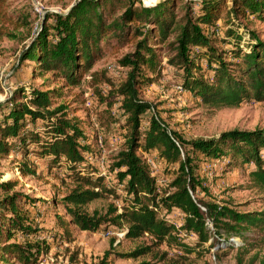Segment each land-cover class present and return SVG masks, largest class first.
<instances>
[{
	"label": "trees",
	"instance_id": "obj_1",
	"mask_svg": "<svg viewBox=\"0 0 264 264\" xmlns=\"http://www.w3.org/2000/svg\"><path fill=\"white\" fill-rule=\"evenodd\" d=\"M10 1L0 0V38L10 34V29L22 25L18 14L10 12ZM219 3L218 0H200L197 11L189 7L180 12L177 4L80 0L65 14L46 15L40 32L24 54L37 64L40 77L52 73L66 83H75L80 70L90 68L102 56L105 45L115 42L120 47L135 43L132 44L133 52L119 60L121 66L127 68L118 93L129 133L114 164L120 169L117 178L122 182L130 203L124 204L122 212L106 222L118 227L124 222L127 224L125 237L136 239L149 235L152 242L119 254V257L152 253L153 248L163 242L176 244L186 254L192 253L215 235L222 237L224 234L225 241H228L252 229L257 234V241L244 240L236 245V262L264 264V258L259 259L257 252L250 254L247 262L244 260L245 255L264 245V209L240 212L228 205L197 198L198 183L193 176V160L189 153L181 154L180 146L155 116L149 119L145 130L140 129L141 116L148 105L139 98L137 86L142 67L146 66L157 75L155 51L158 46L151 43L156 37L161 41L170 38L168 51L171 54L166 64L180 70L183 87L207 107L219 110L238 107L249 100L264 102V40L254 31L239 30L240 26L236 28L232 24L222 32L218 44L215 34H206L204 27L217 26L215 21L222 11ZM230 3L225 14L264 21V0H230ZM196 59L199 62H195ZM33 92L25 101L0 107V152L10 151L12 145L8 140L12 138L24 147L28 143L36 144L37 151L49 158L51 166L60 167L61 161L65 160L68 170L64 178L74 183L64 197L69 223L83 230H95L101 221L89 215L83 207L100 197L98 190L103 178L99 174L93 177L86 166L84 153L89 149L81 143L85 136L79 120L66 117L60 112L64 111L60 105L51 108L49 92ZM26 115L31 121L39 118L48 121L42 133L24 130ZM188 145L193 153L216 157L226 156L229 152L234 162L253 163L254 169L249 171V187L264 194L262 130H227L217 138L193 140ZM140 147L147 154L157 152L165 163L177 164L175 177L167 185L169 190L161 195L157 192L152 169L138 154ZM22 199L31 202L28 196H22L20 201ZM3 204L12 212L7 216L9 227L26 232L29 224L26 209L17 206L14 196L4 197ZM162 210L180 211L184 217L182 224L176 227L169 222L168 215L161 214ZM180 230L190 233L195 242L192 245L182 242L178 234ZM63 231L68 233L66 229ZM42 247L37 251L41 252ZM7 248L10 253V247ZM35 256L36 252H31L29 259ZM154 258L165 261L166 253L156 252ZM167 264L184 262L175 260Z\"/></svg>",
	"mask_w": 264,
	"mask_h": 264
},
{
	"label": "rangeland",
	"instance_id": "obj_2",
	"mask_svg": "<svg viewBox=\"0 0 264 264\" xmlns=\"http://www.w3.org/2000/svg\"><path fill=\"white\" fill-rule=\"evenodd\" d=\"M79 1H10V12L18 14L22 25L10 29V34L0 38V107L25 101L33 91H47L51 108L60 105L64 109L60 112H64L66 117L79 120L85 136L81 143L89 149L88 153H84L86 166L93 177L99 174L103 178L101 191L96 189L101 192L100 197L89 201L83 209L100 220L101 224L95 230H83L69 223L64 197L74 183L64 178L68 170L65 160L61 161L60 167L51 166L49 158L37 151L36 144L28 143L24 147L11 138L8 140V144L12 145L10 151L0 152V264H167L175 260H183L184 264H237L236 245L244 240L257 241V234L252 229L228 241H225L227 238L224 234L222 237L215 235L192 253L186 254L176 244L163 242L146 255L118 256L152 242L149 235L136 239L125 237L127 224L124 222L119 227L106 222L120 214L124 204L130 203L122 182L117 178L120 169L115 168L114 164L129 133L126 115L121 107L122 98L118 93L127 68L121 66L119 60L133 52L132 44L135 43L120 47L115 42L105 45L102 56L90 68L80 70L75 83H66L62 77L52 73L40 77L37 64L24 55L40 32L46 15L65 14ZM135 1L150 5L177 4L178 11L182 12L189 7L197 11L200 0ZM218 1L222 11L215 21L217 26L213 28L206 25V34L212 36L214 33L219 44L222 32L233 24L236 28L240 26L239 30L254 31L264 40V21L225 14L230 0ZM169 40L161 41L156 37L151 41L153 46H158L155 51L157 75L146 66L142 67L137 92L148 108L141 116L140 129L145 130L149 119L155 116L180 146L181 154L189 153L193 160V176L198 183L197 198L228 205L240 212L264 209V194L249 187V171L254 169L253 163L234 162L229 152L226 156L216 157L193 153L188 145L193 140L217 138L221 132L232 129H259L264 132V102L249 100L238 107L219 110L207 107L183 87L180 70L166 64L171 54L168 51ZM25 119V131L40 133L48 122L41 118L31 121L27 115ZM141 150L142 147L138 154L150 166L154 178L165 180L157 185V192L161 195L169 190L167 185L175 177L177 164L165 163L155 151L147 154ZM262 153L264 156V150ZM6 196H14L17 206L26 209L24 211L29 218L26 232L9 227L7 216L12 215V212L3 204ZM22 196H28L31 202H26V199L20 201ZM161 214L168 215L169 222H173L176 227L183 222L180 211L162 210ZM118 233L121 236H117ZM178 234L186 244L195 242L190 233L180 230ZM117 239L119 241L116 243ZM15 245H19V249ZM41 246L42 251L38 252ZM7 247H10V253ZM31 252H36V256L29 259ZM156 252L166 253L165 261H157L154 258ZM254 252L258 253L259 259L264 258V245L245 255V262Z\"/></svg>",
	"mask_w": 264,
	"mask_h": 264
},
{
	"label": "built area",
	"instance_id": "obj_3",
	"mask_svg": "<svg viewBox=\"0 0 264 264\" xmlns=\"http://www.w3.org/2000/svg\"><path fill=\"white\" fill-rule=\"evenodd\" d=\"M148 161L150 162V160H148ZM160 181L165 182L164 179H162V180H157V179L154 178V182H155L156 185H158V184L160 183ZM207 223H208V225H211L210 222H207ZM117 236H121V233H118ZM118 241H119V239H117L115 242L117 243ZM211 257H212V260L215 261V256L212 255Z\"/></svg>",
	"mask_w": 264,
	"mask_h": 264
}]
</instances>
